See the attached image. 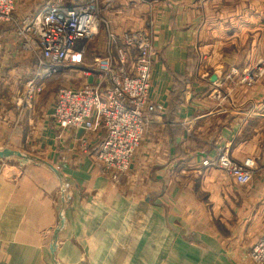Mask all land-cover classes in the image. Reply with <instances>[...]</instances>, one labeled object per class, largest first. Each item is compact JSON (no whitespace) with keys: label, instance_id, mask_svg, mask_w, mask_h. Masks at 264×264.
Returning <instances> with one entry per match:
<instances>
[{"label":"crops","instance_id":"obj_1","mask_svg":"<svg viewBox=\"0 0 264 264\" xmlns=\"http://www.w3.org/2000/svg\"><path fill=\"white\" fill-rule=\"evenodd\" d=\"M45 1L17 0L16 15ZM98 2L106 22L86 45L85 65L122 46L125 33L151 32L152 120L131 169L114 182L92 155L104 133L62 131L52 120L57 92L16 107L37 59L1 26L0 149L22 156L0 157V264H255L249 251L264 232V77L245 86L240 74L226 76L264 58V0ZM66 70L42 90L60 76L71 88L97 80ZM220 145L237 162L258 161L250 183L204 164Z\"/></svg>","mask_w":264,"mask_h":264},{"label":"built area","instance_id":"obj_2","mask_svg":"<svg viewBox=\"0 0 264 264\" xmlns=\"http://www.w3.org/2000/svg\"><path fill=\"white\" fill-rule=\"evenodd\" d=\"M16 3L17 0H0V58L1 26H11L23 47L37 59V67L24 92L14 96L13 102L19 111L31 109L44 82L66 68L81 67L88 76L97 73L92 83L60 88L51 117L62 131H102L104 137L92 155L100 169L119 182L129 170L155 110L149 94L156 54L152 33L127 32L122 46L82 66L87 43L106 22L98 0H46L42 8L24 17L16 15ZM234 74L238 75V71L232 68L226 79L233 80ZM263 77L264 58L245 68L238 80L239 84L253 86ZM81 150L88 151L87 144ZM204 164L220 168L240 185L250 183L258 167V161L252 158L235 161L221 145L215 157ZM250 257L264 264V232Z\"/></svg>","mask_w":264,"mask_h":264},{"label":"rangeland","instance_id":"obj_3","mask_svg":"<svg viewBox=\"0 0 264 264\" xmlns=\"http://www.w3.org/2000/svg\"><path fill=\"white\" fill-rule=\"evenodd\" d=\"M3 53V52H2ZM98 56V55H97ZM260 59H262V58H260ZM86 63L83 61V64H82V66H88L89 65V63H87L88 65H85ZM91 65V64H90ZM67 70H66V75L68 74V75H71L72 73L75 75V74H78V73H80L81 74V77H84V76H86V74L84 73V71H83V68H66ZM235 69H237V68H235ZM65 70V69H64ZM237 71H238V74H240L242 71H239L238 69H237ZM230 72V71H229ZM228 72V73H229ZM227 73V74H228ZM64 74V75H65ZM236 75L234 74L233 75V77H235ZM68 77V76H67ZM67 77H64V76H60V77H57V78H54V79H52L51 81H50V84L48 83L47 84V86H46V88H45V90L43 91H41V92H39L38 94H43V96H45L44 97V101L46 100V101H48V99L49 98H52L53 96H54V93L56 94V92H58V90L60 89V88H62V87H67V86H64V85H70V87L74 84V85H76L74 82H73V84H63V83H65V82H63V81H67V80H69V78H67ZM234 79V78H233ZM70 81V80H69ZM230 81H233V80H230ZM235 81V80H234ZM45 83H47V81H45ZM70 83V82H69ZM77 86V85H76ZM44 87V86H43ZM50 87V89L48 90V88ZM37 96V95H36ZM4 149V148H3ZM0 150H2V149H0ZM4 159H6V157L4 158ZM7 159H8V157H7ZM21 161H23V160H21ZM132 164V163H131ZM131 169V166H130V168H129V170ZM129 170L123 175V176H121V178H123L128 172H129ZM263 234V233H262ZM262 234L260 235V237L262 236ZM260 237L256 240V242L253 244V246L258 242V240L260 239ZM253 246L251 247V249L253 248ZM251 249H250V251H249V257H250V252H251ZM250 259H251V257H250ZM252 260V259H251ZM253 261V260H252ZM254 262V261H253ZM255 264H257L256 262H254Z\"/></svg>","mask_w":264,"mask_h":264},{"label":"water","instance_id":"obj_4","mask_svg":"<svg viewBox=\"0 0 264 264\" xmlns=\"http://www.w3.org/2000/svg\"><path fill=\"white\" fill-rule=\"evenodd\" d=\"M216 80H217L216 75H213L211 77V81L214 82ZM11 156H19V157H21L22 155L18 151H14V150L9 149V148L0 150V157L1 158H5V157L7 158V157H11ZM23 161L24 162H27L28 161L27 156H25V155L23 156ZM62 226L63 225H62V222H61L60 226L55 231V235H54V238H53L54 240H53V244H52V249H55V247H56V241H57V238H58V232H59V230L61 229Z\"/></svg>","mask_w":264,"mask_h":264}]
</instances>
